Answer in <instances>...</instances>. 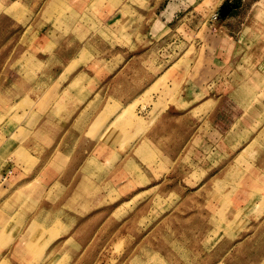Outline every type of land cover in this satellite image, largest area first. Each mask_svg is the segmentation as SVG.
Returning a JSON list of instances; mask_svg holds the SVG:
<instances>
[{
    "label": "rangeland",
    "instance_id": "374dc122",
    "mask_svg": "<svg viewBox=\"0 0 264 264\" xmlns=\"http://www.w3.org/2000/svg\"><path fill=\"white\" fill-rule=\"evenodd\" d=\"M63 1L67 15L86 12L87 16L79 19L78 24L91 29L101 22L99 14L107 9L104 5L111 2L113 6L108 0L95 5L89 0ZM180 1L183 4L172 21L166 23L168 28L148 34L146 86L137 89L131 98L119 99L122 104H115L105 90L108 97L104 94V106L89 115L99 127L94 130L95 137L93 124L79 134L83 145L74 147V154L85 152L84 157L92 153L98 163L83 161L82 165L93 169L88 173L90 177L83 178V183L76 187L75 180L67 182L60 196L58 191L53 193L51 198L59 199V206L64 205L66 209L41 211L27 230L28 211L19 209L22 215L17 214L11 220L0 214V224H3L0 249L4 248L6 239L25 230L20 251L27 255L26 259L32 258L29 264H125L130 256L143 257L144 250L158 253L166 264H176V258L172 257L176 252L171 255L170 246L177 248L182 256L195 249V253H190L193 258L183 257L186 264H264V0ZM82 2L88 6L78 9ZM130 3L138 6L136 0ZM58 6L52 4V8ZM5 8L0 0V12ZM74 20L63 15L56 21L48 18L47 22H38L28 47L43 59L42 43L39 48L34 43L42 39L45 48L52 50L50 42L63 37L55 26L74 28ZM49 23L53 27L48 28L50 33L46 36L45 27ZM75 36L81 37V34ZM84 42H87L85 38ZM73 44L66 42L65 46L69 48ZM135 52L131 49L132 54ZM2 58L10 61L5 54ZM18 59L20 65H25V58ZM105 60L90 70L85 69L84 73L90 74L77 77L70 89L78 93L81 90L83 95L79 97L93 96L95 87L97 90L110 78ZM32 74L27 76L30 86V78H35ZM45 86L42 77L28 93L37 96ZM64 94L71 96V91L50 94L51 109L69 105L66 102L69 98L60 99ZM94 105L91 102L88 107L96 109ZM21 109L22 106L16 107L8 113L14 110L16 114L15 110ZM39 110L42 111V105ZM101 115L102 118L95 120ZM31 117L27 119L23 112L14 120L9 118V122L20 123L24 119L37 122L36 113ZM161 122L165 128L154 129ZM105 125H109L108 131ZM37 131H34L36 136ZM102 132L104 140L99 139ZM114 133L123 135L115 140L117 155L108 164L109 169L113 166L115 169L116 176L109 179L114 188L102 190L95 184L103 185L106 176L102 171L108 166L98 155L97 146L92 147L90 143L93 138L99 139L95 143H103L107 135ZM26 135L19 128L10 138L18 142ZM3 138L1 134L0 142ZM142 139L150 148L148 157L137 154L141 160L134 163L129 160L132 168L126 169L123 166L126 162L119 158L137 157L128 148L134 149L133 145ZM128 142L131 147L125 145ZM24 153L19 149L16 155ZM66 157L54 158L47 169H59ZM65 164L67 168L73 163ZM4 174H0V180L6 177ZM42 175L43 172L39 178H42L43 190L59 176ZM203 187L205 194L200 190ZM239 195L237 207L233 203ZM30 198L31 195L25 197L24 202ZM75 205L79 208L73 209ZM188 216L196 229L198 240L194 246L187 233ZM205 236L211 240L201 241ZM56 238L68 239L61 257L50 256L45 261L43 251ZM139 263L133 261V264Z\"/></svg>",
    "mask_w": 264,
    "mask_h": 264
},
{
    "label": "crops",
    "instance_id": "0c3cea01",
    "mask_svg": "<svg viewBox=\"0 0 264 264\" xmlns=\"http://www.w3.org/2000/svg\"><path fill=\"white\" fill-rule=\"evenodd\" d=\"M98 1L102 0H89V3L92 2L95 5ZM110 1H112L113 6L114 4H117V6L112 8L113 6L111 7ZM108 2L110 4L104 5L107 9L101 11L102 13L99 14L102 18L101 22L98 21V25H95L91 29L88 26L78 24L79 19L87 16L86 12L75 11L74 14H71L73 13L72 11L71 15H67V11L64 10L66 4H64L63 0H1V3L6 8L0 12V135L4 136L3 141L0 142V174H4L5 171L7 172L4 174L6 177L0 180V214L11 220L17 214L22 215V211L18 213L19 209L28 211L26 213L25 230L30 228L31 223L35 221L37 214L41 211L66 209L64 205L59 206V199L55 200L56 197L51 198L53 193L58 191V196H60L62 195L60 191L66 188L67 182H71L72 179L73 181L75 180L76 187L83 183V178L90 177L88 173L93 169L87 168V165H82V163L83 161L86 163H97L92 158V153L89 156L87 154V156L83 157V153L85 152L75 155L73 150L74 147L83 145L82 137L79 136L83 128L87 127L89 130L93 124L91 128H93V135L95 137L94 130L99 127L96 121L90 120L91 116L89 118V115H91V112H98V107L104 106L105 95L107 97L108 95L111 96L115 104H122L119 99L123 97L131 98L135 96L137 89L146 86V59L148 55L146 44L148 34L164 30L167 27L166 23L172 21L174 15L183 4V1L180 0H136L138 6H133L130 0H108ZM53 3L60 6L52 8ZM82 3L83 5L77 6L78 9L88 6L87 3ZM159 6L160 9H158ZM147 7L149 8L147 9ZM63 15L64 17H71V20L75 18L73 21L75 29L65 26L58 28L55 26L54 29H59V34L63 35V37L56 40V42H50V45L53 47L52 50L51 48H45V42H42V39L34 43L38 48L41 43L44 47L43 59H41L42 55L37 52L34 53L35 51L27 45L31 41L30 38L34 32L35 25L42 20L47 22L48 18L51 21H56L57 17ZM51 17L53 18L51 19ZM50 23L49 27H45L47 28L45 32L46 36L50 33L47 30H51L53 27ZM67 31H70V33ZM73 31L75 35L81 34V37L75 36ZM43 37L45 36H41V38ZM84 38L88 43L84 42ZM66 42L74 44L68 48L65 46ZM131 49L137 50V52L132 54ZM3 54H5L6 60L9 59L10 61H3ZM17 58H25V65H20V60L16 61ZM83 58L86 60L84 61ZM104 59H107L105 61L109 65L108 74L110 78L104 80L97 90L95 87L94 91H92L94 92L93 96L87 97L88 95H86L85 97H79V95H83L81 94L82 91L79 90L80 93H78L76 90L70 89V85L80 75H89V72H84L90 70L91 66L101 65V63H104ZM40 62H43L41 63L42 65ZM16 67H18L17 70L15 69ZM5 70L8 71L5 72ZM31 73H33L32 77L35 78H30L32 79V85L30 86L27 76ZM42 77L46 83L44 90L37 96L28 93L34 87L35 81H40ZM206 85L208 86L209 83H206ZM65 90L71 91V96L66 100L69 105H65L63 109L60 107L58 109H51L49 106L50 94L54 92L59 95ZM105 90L108 91V95L104 92ZM102 91L103 93H101ZM109 91H111L110 94ZM91 102L95 103L96 109L88 107ZM41 105L42 111L39 110ZM20 106L23 109L15 110L17 111L16 114L14 110L8 113L10 109L12 110ZM71 109H74V111H71ZM23 112L27 119L32 118L31 116L36 113L38 115L37 122L30 123L27 119H24L20 123H15V121L9 122V118L14 120L15 116L19 117ZM69 116L71 118L66 122ZM98 118H102V115L97 116L95 120ZM92 121L95 123H92ZM12 123L15 124L12 125ZM164 124L161 122L154 129L163 130L165 128ZM108 127L105 125V129ZM132 127L136 128V125L132 124ZM19 128L26 131L27 137L24 140L20 139L16 142L10 138V135L18 133ZM36 129L39 131H37V136L34 134ZM29 130L31 133H29ZM119 136L123 138L122 134L118 136L116 133L109 134L105 142L100 144L95 142L100 138L104 140L103 132L99 134V139H91L90 144H92V147L97 146L98 155L108 166L106 171H102L106 176L104 181H102L103 185L100 186L99 182L95 184L101 187L102 190L114 188V184L109 179L116 176L114 173L115 169H113L114 166L109 169L110 166L108 164L113 162L117 155L114 151V142L119 139ZM68 145L72 148H67ZM125 145L128 147L132 146L129 142L125 143ZM133 147L134 149L131 147L128 150L135 152V156L140 154L148 157L150 148L147 147L144 139L140 140L138 144L133 145ZM19 149L24 150V155H16ZM66 155V160L61 163L59 169H54L53 171L47 169V166L54 158ZM130 157L131 155L119 158L120 161L126 162L123 163L126 169L132 168L128 162L132 161L134 163L136 160H141L138 156L132 160ZM68 161L73 163L68 166L70 168H66L65 166V163H68ZM42 172V176H48L49 178L59 175L57 176L58 180L48 184L49 188L46 187L44 190L42 189V178H39ZM21 178L25 180H21L20 182ZM107 184L108 186H106ZM58 185L60 189L56 190ZM95 185L93 184L94 187ZM51 188L55 189L51 190ZM200 190L204 193L205 188L203 187ZM30 195L29 202H24L25 197H29ZM239 198L240 195L234 199L233 205L239 203ZM235 206L238 207V205ZM72 208L78 209L79 206L75 205ZM203 208L208 210V206H204ZM187 221L188 237L190 241H193L192 244L194 246L195 241L198 240L196 239V229L192 225L189 216ZM62 225L66 227V224L62 223ZM1 226L3 224H0ZM11 228L13 229V227ZM25 230L14 238L6 239L4 248L0 249V263L29 264L31 262L32 258L26 259L27 255L20 251V243L24 237ZM203 240L209 241L211 238L205 236L201 239V241ZM0 241H2V238ZM66 241L68 239L61 240L60 238H56L44 249L42 258L48 261L50 256H54V259L55 256L58 257ZM169 249H171L169 250L171 255L175 252L177 254L172 256L176 258V264H186L182 261L183 257L186 256L187 259H191L194 256L190 253H195L194 249L187 252L185 256H182L177 248L174 249V246H170ZM143 253V257L140 254L138 256L133 255L132 258L130 256L125 261V264H130L132 259L131 264H133V261L148 264H166L161 260L158 253L149 250H144ZM39 264L48 263L40 262Z\"/></svg>",
    "mask_w": 264,
    "mask_h": 264
},
{
    "label": "bare ground",
    "instance_id": "6f19581e",
    "mask_svg": "<svg viewBox=\"0 0 264 264\" xmlns=\"http://www.w3.org/2000/svg\"><path fill=\"white\" fill-rule=\"evenodd\" d=\"M80 5H81V4H80ZM69 97H70V96H69L68 94H64V95L61 96L60 99H61V101H62V100H64L65 98H69ZM123 113H124V112H123ZM120 114H121V113H120ZM116 117H118V116H116ZM113 119H114V118H113ZM115 119H116V118H115ZM115 119H114L113 121H115ZM116 120H117V119H116ZM108 126H109V125H108ZM108 129H109V127H108ZM108 129H107V131H108Z\"/></svg>",
    "mask_w": 264,
    "mask_h": 264
}]
</instances>
